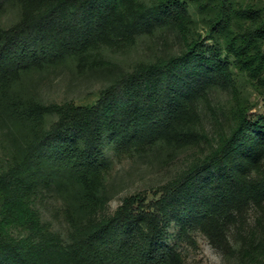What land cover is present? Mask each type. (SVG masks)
<instances>
[{"label":"trees","instance_id":"trees-1","mask_svg":"<svg viewBox=\"0 0 264 264\" xmlns=\"http://www.w3.org/2000/svg\"><path fill=\"white\" fill-rule=\"evenodd\" d=\"M244 1L203 0L210 45L191 34L189 0H0V20L10 9L19 14L11 26L0 22V136L10 148L0 174V264H183L164 241L170 218L221 243L238 223L235 211L264 204V116L241 108L154 202L131 198L98 215L107 139L137 150L198 145L207 139L200 111L209 108L210 91L232 83V63L253 78L264 74V15ZM162 28L185 37L181 52L140 63L95 104L61 108L48 129L38 128L42 108L15 92L17 78L34 69L66 58L81 64L101 45ZM37 192L65 209V244L42 224ZM19 226L24 237L13 234ZM255 247L249 264H264V237Z\"/></svg>","mask_w":264,"mask_h":264},{"label":"rangeland","instance_id":"rangeland-1","mask_svg":"<svg viewBox=\"0 0 264 264\" xmlns=\"http://www.w3.org/2000/svg\"><path fill=\"white\" fill-rule=\"evenodd\" d=\"M189 3L194 20L191 34L195 38H204L211 45L207 30L212 15L200 9L203 0H189ZM244 4L257 6L264 15V0H245ZM18 18L17 9H10L0 22L11 26ZM184 39L181 32L162 28L152 35H140L131 43L101 45L81 64L74 58H66L21 75L15 81V92L26 103L42 108L37 123L40 130H45L58 120L61 108L95 104L109 86L140 63L181 52L185 46ZM230 60L234 58L230 57ZM232 68V83L210 91L209 108L204 107L200 111L207 139L198 145H160L137 150L134 147L122 149L110 139L106 140L107 165L101 172L100 187L105 201L98 215L115 213L127 199L145 198L148 203L158 199L167 183L194 159L209 152V144L219 131L230 129L238 109L246 110L253 117L264 116V74L253 78L239 71L233 63ZM9 157L8 143L0 136V174L7 170ZM37 193L33 204L42 224L50 232L58 234L65 244L70 230L65 209L53 194ZM1 202L0 195V205ZM234 213L238 223L230 226L221 243L213 240L198 225L181 226L173 217L165 227L164 241L181 255L183 264H249L254 257L253 252L255 256L258 254L255 245L260 244V237H264V204L260 208L252 204L244 206L240 213ZM26 232L23 226H19L13 234L24 237Z\"/></svg>","mask_w":264,"mask_h":264}]
</instances>
